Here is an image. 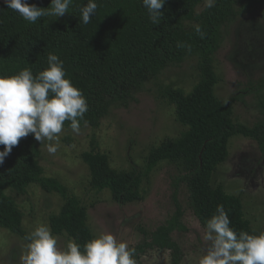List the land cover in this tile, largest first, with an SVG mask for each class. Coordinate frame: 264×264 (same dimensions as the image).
Segmentation results:
<instances>
[{
	"label": "trees",
	"instance_id": "obj_1",
	"mask_svg": "<svg viewBox=\"0 0 264 264\" xmlns=\"http://www.w3.org/2000/svg\"><path fill=\"white\" fill-rule=\"evenodd\" d=\"M26 2L47 8L51 0ZM88 2L73 0L64 16L56 20L42 17L32 24L0 0V76L18 74L24 68H30L35 76L47 67L49 53L57 55L63 61L66 78L86 98L88 112L81 126L97 129L112 104L125 105L138 86L167 66L178 65L187 57L197 58L201 78L193 90L186 95L179 91L166 95L175 107L176 121L185 127L184 132L154 148L143 173H118L109 168L105 154L94 150L84 153L82 159L89 169L90 185L98 192L109 190L116 201L132 203L140 199L142 176L149 175L160 162L168 161L179 168L178 182L189 189L191 206L202 225L206 226L217 205H223L231 228L237 233L256 234L244 215L240 198L210 184L215 169L228 155L232 136L254 140L264 154V122L248 127L232 121L231 105L214 98L217 79L211 61L219 49L222 29L238 16L237 6L245 11L256 0H215L213 7H205L201 12L197 8L206 0H167L159 24L152 23L142 0H94L98 5L96 13L84 24L80 9ZM196 25L205 33L203 38L195 32ZM178 42L191 50L177 48ZM69 123L66 121L63 127L70 128ZM31 184L64 199L59 213L49 217L54 235L64 234L81 246L93 239L80 201L58 180L44 176L31 134L21 138L0 165V228L23 239L27 237L21 228L22 215L5 190L24 194ZM173 203L175 211L170 219L152 232L143 231L141 243L132 247L136 262L148 250L167 249L171 251L170 264L181 263L182 250L172 238L173 232L184 230L176 191Z\"/></svg>",
	"mask_w": 264,
	"mask_h": 264
},
{
	"label": "rangeland",
	"instance_id": "obj_2",
	"mask_svg": "<svg viewBox=\"0 0 264 264\" xmlns=\"http://www.w3.org/2000/svg\"><path fill=\"white\" fill-rule=\"evenodd\" d=\"M206 2L197 8L201 12ZM238 16L222 29L219 49L212 65L217 79L214 98L229 103L231 119L248 127L264 122V0L245 11L237 6ZM198 60L187 57L178 65H170L149 78L132 92L127 103H114L99 126H81L79 134L63 127L58 150L49 154L45 143L33 138L39 165L45 177L64 185L85 210L92 238L110 233L130 248L143 240V231L152 232L163 225L175 211L176 200L182 209L184 230L172 238L182 250L180 264H199L206 252L203 240L205 226L194 213L190 191L178 182L179 168L168 161L160 162L153 171L142 176L140 199L116 201L109 190L98 192L90 185V173L82 155L89 151L105 154L109 168L116 172H144L149 153L166 140L178 138L185 127L176 121L175 107L167 99L169 91L189 94L200 80ZM212 188H222L242 202L245 217L256 234L264 233V154L257 143L242 135L228 141V155L214 171ZM22 215L21 228L28 236L38 225L49 226V217L59 213L64 199L44 191L38 184L28 186L24 194L10 189ZM50 228V227H49ZM63 250L70 239L54 235ZM27 240L0 228V264H21ZM171 251L152 249L140 256L136 264H170Z\"/></svg>",
	"mask_w": 264,
	"mask_h": 264
},
{
	"label": "clouds",
	"instance_id": "obj_3",
	"mask_svg": "<svg viewBox=\"0 0 264 264\" xmlns=\"http://www.w3.org/2000/svg\"><path fill=\"white\" fill-rule=\"evenodd\" d=\"M72 2L51 0L47 8H40L27 4L26 0H4L7 9L32 24L42 17L56 20L64 16ZM166 2L142 0L153 24H159L163 19L161 9ZM214 4L215 0H206V7L211 8ZM97 7L94 0L81 7L82 23L90 22ZM195 32L201 38L205 35L200 25L195 26ZM176 46L191 50L184 43L178 42ZM86 112V98L66 78L63 61L55 54L47 55V67L35 76L30 68L15 75L0 76V146H3L0 165L21 138L30 134L40 144L46 142L48 153L55 154L64 123L70 122L71 130L79 134ZM25 239L28 243L20 257L21 264H136L135 249L110 233L91 239L83 246L69 239L61 250L49 226L40 224ZM203 240L206 252L202 249L204 255L199 264H264V233H237L230 227L229 215L223 205H217L215 214L206 221Z\"/></svg>",
	"mask_w": 264,
	"mask_h": 264
}]
</instances>
